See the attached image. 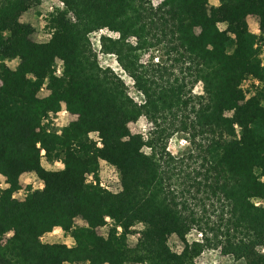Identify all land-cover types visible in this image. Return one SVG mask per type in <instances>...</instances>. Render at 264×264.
Instances as JSON below:
<instances>
[{"label":"trees","instance_id":"1","mask_svg":"<svg viewBox=\"0 0 264 264\" xmlns=\"http://www.w3.org/2000/svg\"><path fill=\"white\" fill-rule=\"evenodd\" d=\"M263 52L264 0H0V264H264Z\"/></svg>","mask_w":264,"mask_h":264},{"label":"rangeland","instance_id":"2","mask_svg":"<svg viewBox=\"0 0 264 264\" xmlns=\"http://www.w3.org/2000/svg\"><path fill=\"white\" fill-rule=\"evenodd\" d=\"M212 5H217L218 0H211ZM48 6L45 8L37 9L34 11H31L25 18L24 21L32 23L36 27V34L34 35V39L37 41H45L48 39V32L44 28V21L46 19L47 14L51 11L48 9ZM42 14H40V11ZM250 26L252 30L258 35H260V30H259V23L258 20L255 18H250L249 19ZM93 47L95 50H98V44L96 37L93 39ZM100 63L104 67H111V68H117V64L115 59L112 56H102L100 55ZM263 62H264V52H263ZM196 92H201V88L198 87L196 89ZM49 92L46 89H42L39 96L40 97H46L48 96ZM74 118L70 116L66 112H62L57 116H52L49 120L50 127L59 132L64 125L67 123L71 122ZM131 130L133 133H144L148 129V124L145 119H141L135 124H132L130 126ZM92 138L98 139V134L97 133H92ZM43 155L45 154L44 152L42 153ZM44 166L47 170H60L63 168L62 163L59 162H48L46 159L43 160ZM103 170L100 174V179L101 183L104 187H109V188H115L117 185L118 177L115 174L114 170L109 167L106 164H103ZM5 178L1 177L0 178V187L5 189L7 188V185L5 183ZM21 185H22V190L20 193L16 195V198L19 200H22L29 189L31 188L32 190H38V189H43V183H41L38 179L37 176L34 174H27L24 175L21 179ZM108 222L110 223V220L108 219ZM76 224L78 226H82L84 223L81 220H77ZM99 233L101 236H106L108 233V227L102 228L99 230ZM140 235L137 234L135 236H132L130 238V243L132 246L136 245L137 241L139 240ZM44 242L48 243H63L67 245H72V241L70 238H68L65 235V231L63 227L57 228L52 234L48 235L46 239H44ZM201 261L203 264H244L243 262H235L234 260L230 258L223 257L219 252L216 251H207L204 253V255L201 257Z\"/></svg>","mask_w":264,"mask_h":264},{"label":"built area","instance_id":"3","mask_svg":"<svg viewBox=\"0 0 264 264\" xmlns=\"http://www.w3.org/2000/svg\"><path fill=\"white\" fill-rule=\"evenodd\" d=\"M106 35V36H115V34L109 33L107 30H101L98 33L93 34L90 38H91V42L93 44V39L94 37H96L97 40V44H98V51L100 50V39L101 36ZM67 113V112H66ZM103 186V185H102Z\"/></svg>","mask_w":264,"mask_h":264}]
</instances>
